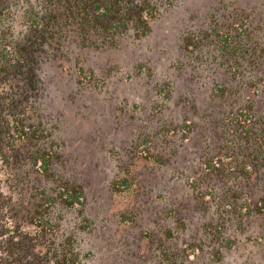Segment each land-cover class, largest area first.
Here are the masks:
<instances>
[{
	"label": "rangeland",
	"instance_id": "1",
	"mask_svg": "<svg viewBox=\"0 0 264 264\" xmlns=\"http://www.w3.org/2000/svg\"><path fill=\"white\" fill-rule=\"evenodd\" d=\"M21 5L0 11L15 38L29 24ZM149 26L69 39L38 63L23 121L39 128L0 170V199L20 208L28 240L44 207L81 264H264V0H162ZM16 76L1 77L3 99L10 83L23 99ZM9 101L6 121L21 120L22 100ZM240 110L243 135L229 123Z\"/></svg>",
	"mask_w": 264,
	"mask_h": 264
},
{
	"label": "trees",
	"instance_id": "2",
	"mask_svg": "<svg viewBox=\"0 0 264 264\" xmlns=\"http://www.w3.org/2000/svg\"><path fill=\"white\" fill-rule=\"evenodd\" d=\"M21 4H27L25 11L29 22L27 29L19 38L9 35L7 30L0 31V79L2 81L1 77L6 71L13 70L19 84H26L23 99L13 95L14 83L9 84L11 93L7 100L2 98L3 87L0 89V170L3 172L12 171L16 155L11 151L23 150L24 143L27 144L31 137L33 131L31 128L36 130L39 128L23 121L25 115L23 108L28 102L27 87L33 86L36 81L38 63L52 54V50H63L65 42L69 39L78 40L79 44L90 45L110 39L114 41L119 33L127 30L133 33L134 37L146 35L150 19L161 6L162 0H0V11L11 15L16 9L12 7L15 5L21 7ZM8 100L9 104L13 105L22 100V119L16 121L14 117L10 118L13 125L11 128L19 137L24 138L23 143L16 146L13 139L7 136L10 123L3 114ZM247 113L249 112L240 110L229 121L231 125L239 127L242 135L249 132V123L239 116ZM39 136L37 133L32 137ZM44 150L46 151H40L35 161L39 162V170L47 173L51 151ZM5 181L15 188L13 182ZM72 191L71 188L65 187L60 190L58 198L61 201L67 200ZM42 198L46 197L42 195ZM9 208L0 199V264H81L74 252L71 253L70 248L66 252L61 251L59 244H55L53 229L47 226L49 223L44 214V207L32 215V221L38 222L41 228L39 227L29 240L19 231L22 221L18 214L20 208L14 201Z\"/></svg>",
	"mask_w": 264,
	"mask_h": 264
}]
</instances>
